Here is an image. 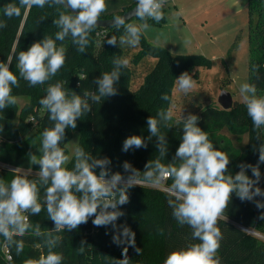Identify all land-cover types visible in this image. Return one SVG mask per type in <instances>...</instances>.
I'll list each match as a JSON object with an SVG mask.
<instances>
[{
	"label": "trees",
	"instance_id": "16d2710c",
	"mask_svg": "<svg viewBox=\"0 0 264 264\" xmlns=\"http://www.w3.org/2000/svg\"><path fill=\"white\" fill-rule=\"evenodd\" d=\"M8 3L19 6V0H0V20L7 22V27L0 29V61H11L10 70L19 80V87L13 86L12 94L16 98L27 99V102L19 106L16 101L14 105L0 111V126L3 127L0 131V162L38 172L39 166L29 162L28 154L33 152L37 155L38 134L53 126L48 111L40 104V100L46 95L47 87L49 84L63 82L64 90L69 93L75 91L83 97L85 91L95 92V78L103 72H110L114 59H124V50L118 44L112 46L106 43L112 36L117 37L119 41V37L124 34V28L96 27L90 33L89 44L84 53L77 51L71 37L63 42L57 41L58 46L63 43L67 50L64 66L44 84L29 86L19 76L17 54L45 36L54 39L59 29L53 24V20L62 12L68 14V10L58 4H47L43 8L21 6L20 15L8 19L3 14V7ZM136 3L137 0L119 12L101 15L100 19L120 16L136 6ZM248 5L249 83L255 84L258 96H264V0H248ZM164 21L165 18L158 23L149 19L148 24L159 25ZM140 22L135 18L127 23ZM138 48L139 51L131 63L121 69L122 75L116 85L118 94L102 98L100 103L89 101L91 111L80 117L76 129L66 130L65 140L60 145L65 155L69 156L68 144L73 140L74 134L78 133L76 147H82L95 158H109L111 172H120L124 178L130 175L123 169L125 161L139 170L141 176L149 160L159 158L165 165L172 162L183 135L182 124L177 125L178 119L174 116L167 125H159L160 134L165 135L167 139L166 156H161L158 152L155 137L148 141L146 148H132L127 152L122 151L123 142L131 135L147 139V118H158L157 114L161 110L171 108L172 90L176 79L182 73L188 72L197 78L200 68L211 66V61L200 55H173L169 50L151 44L143 33ZM145 58H153L155 65L145 76L140 87L133 90L131 84L135 75L134 68ZM163 95H167L168 100H162ZM197 113L198 126L208 133L214 146L230 158L228 170L231 174L235 175L240 171L238 166L241 163H258L259 152L254 149L264 142V128L254 129L244 101L233 100L229 109L213 105L199 106ZM225 129L239 138L247 136L248 143L243 153L235 152L231 142L222 139L221 133ZM258 136L261 140H257ZM74 165L75 154L64 167L72 170ZM99 171L97 168V174ZM260 171L261 179L257 186L264 190V164H260ZM18 174L22 173L3 168L0 170V179L7 184ZM246 174L254 179L251 169H246ZM29 179L38 182L42 210L38 215L26 213L33 227L23 237H15L23 241V250L19 254L14 246L9 247L0 236V264H26L27 260L39 259L49 251L45 241L48 239L49 230L55 225L43 206L47 186L40 183L38 176L34 174H30ZM172 182L169 178L167 186L171 187ZM128 194L129 202L120 206L124 215L117 220V224H126L135 233V247L114 244L112 226H94L92 217L86 224L71 232L52 233L60 238L52 251L63 256L62 264H116L117 260L123 259L124 247H128L130 264H163L170 252L185 248L191 243H199L198 240H193L192 229L188 225L181 226L173 217L169 200L174 198L169 192L148 186H133L128 190ZM257 200L264 202V197L257 196L253 201H242L235 193L232 194L231 201L221 216L227 220L220 217L217 223L222 239L216 255L221 264H264V240L246 231L247 228L253 229L264 236V219L261 218L264 208H257ZM36 225H40L44 235L33 234ZM4 246L11 252V261L5 258ZM81 246L83 252L79 250ZM135 248L140 249L139 253Z\"/></svg>",
	"mask_w": 264,
	"mask_h": 264
},
{
	"label": "clouds",
	"instance_id": "9594fccd",
	"mask_svg": "<svg viewBox=\"0 0 264 264\" xmlns=\"http://www.w3.org/2000/svg\"><path fill=\"white\" fill-rule=\"evenodd\" d=\"M167 0H137L135 16L141 23H127L125 17L117 16L113 25L124 28V34L112 36L106 43L112 46L127 45L136 47L140 43L142 33L150 25L148 20L157 23L163 19V7ZM47 4H58L68 10V14L60 13L53 20L59 29L55 38L45 36L31 44L27 50L20 51L17 56L19 76L29 86L44 84L54 77L66 61V47L63 42L71 37L77 51L84 53L89 36L98 26L100 16L107 9L106 0H19V6L8 3L3 7V14L8 19L20 15V7L37 6L43 8ZM43 21V17H41ZM6 20H0V29L6 28ZM110 72H103L95 78L96 91H85L83 97L75 91L66 92L63 82L49 84L46 95L40 104L48 111L53 126L45 128L41 133L39 153L30 152L29 162L38 165L36 176L39 182L46 185L43 206L48 217L54 222V228L49 230L45 241L49 249L47 255L39 259H29L26 264H62L63 256L52 251L59 242L58 236L52 233L71 232L92 217V224L97 227L111 225L114 229L112 241L117 246L130 245L135 247V233L125 225H118L117 220L124 215L120 206L129 202L128 190L133 186L145 183L159 184L164 177L172 179L169 194L174 199L169 200L172 215L183 226L192 229L193 240L199 243L188 244L185 248L174 250L167 255L163 264H221L216 255L220 248L222 233L217 226L218 220L224 213L232 194L235 193L242 201H253L255 197H264V190L258 185L261 179L260 164H264V142L258 148L259 159L256 165L241 163L235 175L228 170L230 158L218 150L209 139L208 133L198 126L199 117L183 115L176 121L182 124V139L172 162L167 165L161 160H149L145 171L135 169L128 161L123 163L125 172L130 173L125 180L120 172H111V160L107 157L95 158L82 147L75 149V165L68 170L64 165L68 162L60 146L65 140L67 129H76L77 121L82 115L91 111V103H100L102 98L118 94L116 85L121 78V69L128 66L127 59L113 60ZM11 61H0V111L9 105H14L17 98L12 94L13 86L19 87V80L10 70ZM178 90L187 95L195 88V80L188 72L182 73L177 79ZM240 92L251 118L254 129L264 128V96L257 95L255 84L243 83ZM168 100L167 95L161 97ZM172 108L161 110L158 118H147L149 136L131 135L127 137L122 151L132 148H146L148 141L156 138V147L161 156H166L168 147L165 135L160 134L159 125L168 124L173 119ZM3 127L0 126V131ZM257 140H261L257 137ZM99 168V174L96 169ZM251 169V178L246 174ZM30 173L16 175L10 183L0 179V236L9 247L14 246L17 254L23 250V241L15 237H23L33 226L29 216L38 215L42 210L39 202V187L35 179H29ZM257 208H264V202L255 201ZM264 219V215L261 216ZM34 235L42 236L40 225L34 228ZM83 245V242L82 244ZM83 252V247L79 249ZM139 253L140 249L135 248ZM128 247L123 248V259L116 264H130L127 255Z\"/></svg>",
	"mask_w": 264,
	"mask_h": 264
},
{
	"label": "rangeland",
	"instance_id": "374dc122",
	"mask_svg": "<svg viewBox=\"0 0 264 264\" xmlns=\"http://www.w3.org/2000/svg\"><path fill=\"white\" fill-rule=\"evenodd\" d=\"M124 3V0H106L107 9L101 15H109L122 10ZM213 4H217L218 8L203 16L204 18L196 17L195 19H199L195 20L194 17L188 15L189 25L187 28L183 26V21H179L175 17V14L170 15L169 13L167 15L172 9V5H166L162 9L165 21L159 25L149 24L150 27L143 32L149 42L169 50L173 55H200L211 61L209 68L198 70L197 78L192 76L195 80V88L187 95L181 93L175 83L172 90L173 103L171 108L176 119L182 115L187 117L189 114L199 117L197 113L199 106L213 105L224 108L223 104L220 103L222 91L230 93L235 101H243L240 87L243 83H249L248 0H237L234 2L235 6L231 0H215ZM204 19L209 21L206 31L211 32L212 40L206 33L201 38L196 25H193V22L202 23ZM195 34L198 37L197 40L193 39ZM160 38L162 41L168 40L165 43L167 46L162 44ZM120 47L124 50V59H127L128 64H130L132 58L139 51L138 46L122 45ZM154 65L155 60L153 58H145L135 66V75L131 84L133 90L140 87L145 76L153 69ZM17 102L19 106H23L27 99L17 98ZM221 136L222 139L231 142L235 152L240 154L245 151L248 143L246 135L239 138L225 129ZM78 139L79 135L75 133L73 140L68 144L69 159L75 154ZM37 140V156H39L41 133L38 134ZM24 173L30 172L24 171ZM221 218L227 220L225 217ZM246 231L264 240V236L255 230L247 228Z\"/></svg>",
	"mask_w": 264,
	"mask_h": 264
},
{
	"label": "crops",
	"instance_id": "0c3cea01",
	"mask_svg": "<svg viewBox=\"0 0 264 264\" xmlns=\"http://www.w3.org/2000/svg\"><path fill=\"white\" fill-rule=\"evenodd\" d=\"M134 1L135 0H124L125 3H124L123 7L133 3ZM213 1H215V0H172L171 2L166 4V5H170V4L172 5V9H170V12H168L167 15L169 13H170V15L175 14V17L179 21H183V26L185 28H187V25H189V22L187 20L188 15L194 17L193 19H195L196 17L204 18L203 16H205L209 12L215 11L218 8L217 4L216 5L213 4ZM231 1L233 2V5H234V2L237 0H231ZM232 11L236 12L234 10H232ZM117 12H119V11H117ZM114 13H116V12H114ZM110 14H112V13H110ZM198 19L199 18H197L195 20H198ZM208 24H209V21L206 19H204L202 21V23L193 22V25H196L195 27L199 31V35L201 38H203L204 34L206 33V34H208L209 38L212 40L211 32L206 31ZM202 35H203V37H202ZM194 38H195V40H197L196 38H198V37L196 34H195V36H193V39ZM159 40L162 41V38H160ZM167 41H162L163 42L162 44L165 45V43ZM151 44H153V43H151ZM165 46H167V45H165Z\"/></svg>",
	"mask_w": 264,
	"mask_h": 264
},
{
	"label": "water",
	"instance_id": "95a60500",
	"mask_svg": "<svg viewBox=\"0 0 264 264\" xmlns=\"http://www.w3.org/2000/svg\"><path fill=\"white\" fill-rule=\"evenodd\" d=\"M64 8V7H63ZM135 8L136 6H134L132 9H130L129 11H127L126 13L120 15L121 17H125L126 18V22H130L133 19L137 18L135 16ZM67 10V9H66ZM115 18V17H114ZM114 18H108V19H100V21H98V26L97 28H102V29H108V28H113L115 27L112 23ZM221 98H220V103L223 104L224 109H229L230 106L233 103V99L230 95V93L226 92V91H222L221 92ZM249 234H253L251 232H248Z\"/></svg>",
	"mask_w": 264,
	"mask_h": 264
},
{
	"label": "built area",
	"instance_id": "2783aa9c",
	"mask_svg": "<svg viewBox=\"0 0 264 264\" xmlns=\"http://www.w3.org/2000/svg\"><path fill=\"white\" fill-rule=\"evenodd\" d=\"M171 1L172 0H167L166 4L169 3V2H171ZM0 166H1V169L0 170H2L3 168H5V169H10V170L15 171V172H20L22 174L24 173V171H26V172L28 171V172H30V174H34V175H36V173H37V171L20 169V168H17V167H14V166H11V165L2 163V162H0ZM169 178L170 177H164V178H162L159 184L145 183V184H142L141 186L153 187V188H157V189H160L162 191H165V192H169L168 191L169 187L167 186V180ZM126 179L127 178H125V180ZM136 186H139V185H136ZM39 202H40V199H39ZM3 252H4V255H5L6 260L7 261H11L12 260V255H11V252H10V250H9V248L7 246H4Z\"/></svg>",
	"mask_w": 264,
	"mask_h": 264
}]
</instances>
